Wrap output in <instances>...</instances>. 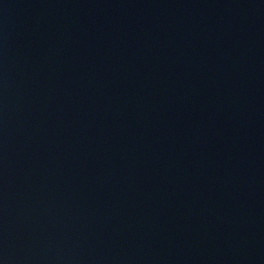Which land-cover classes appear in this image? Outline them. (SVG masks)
Segmentation results:
<instances>
[{"label": "water", "instance_id": "95a60500", "mask_svg": "<svg viewBox=\"0 0 264 264\" xmlns=\"http://www.w3.org/2000/svg\"><path fill=\"white\" fill-rule=\"evenodd\" d=\"M0 264H264V0H0Z\"/></svg>", "mask_w": 264, "mask_h": 264}]
</instances>
